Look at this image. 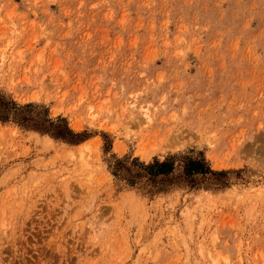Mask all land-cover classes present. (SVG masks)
<instances>
[{
    "label": "rangeland",
    "instance_id": "rangeland-1",
    "mask_svg": "<svg viewBox=\"0 0 264 264\" xmlns=\"http://www.w3.org/2000/svg\"><path fill=\"white\" fill-rule=\"evenodd\" d=\"M0 96L82 134L0 122V264H264V0H0Z\"/></svg>",
    "mask_w": 264,
    "mask_h": 264
},
{
    "label": "trees",
    "instance_id": "trees-1",
    "mask_svg": "<svg viewBox=\"0 0 264 264\" xmlns=\"http://www.w3.org/2000/svg\"><path fill=\"white\" fill-rule=\"evenodd\" d=\"M30 108L32 106L29 104L17 106L12 100L0 96V122L5 123L10 116H13V119H17L20 124L30 125L44 133H49L56 139L67 141L70 144H76L82 141V134L73 133L69 130L63 118H56L52 121L47 119L46 115H42L44 118H38L37 116L35 118L18 116L23 110ZM102 137L104 141L103 150L105 151L108 149V144H106V137ZM176 170H179L180 175H178V178L187 183L191 188L196 187L198 177H207L212 183L217 182L215 185L218 187L224 186L222 180L219 179L224 177L226 172L211 170L201 155L196 157L186 155L169 156L161 161L152 159L148 163L139 162L137 159H132L126 163V158L116 159L113 157L110 166L111 174L125 181L130 187L138 183L155 185L158 182L168 180L172 176H175Z\"/></svg>",
    "mask_w": 264,
    "mask_h": 264
}]
</instances>
